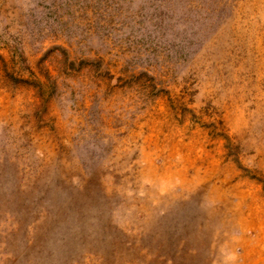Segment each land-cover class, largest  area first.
Returning a JSON list of instances; mask_svg holds the SVG:
<instances>
[{"label": "rangeland", "instance_id": "obj_1", "mask_svg": "<svg viewBox=\"0 0 264 264\" xmlns=\"http://www.w3.org/2000/svg\"><path fill=\"white\" fill-rule=\"evenodd\" d=\"M0 264H264V0H0Z\"/></svg>", "mask_w": 264, "mask_h": 264}]
</instances>
